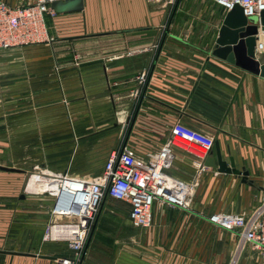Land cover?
I'll use <instances>...</instances> for the list:
<instances>
[{
	"label": "crops",
	"instance_id": "crops-1",
	"mask_svg": "<svg viewBox=\"0 0 264 264\" xmlns=\"http://www.w3.org/2000/svg\"><path fill=\"white\" fill-rule=\"evenodd\" d=\"M226 13L215 0H84L83 10L46 14L52 42L0 49V165L21 169H0V264L71 255L44 240L55 218L37 198L51 195L26 190L38 170L93 179L122 143L143 159L158 153L178 122L214 138L217 168L205 164L212 150L174 144L167 172L196 184L188 206L156 201L153 225L137 228L121 200L124 211L108 212L126 223H95L80 264H228L238 237L208 216L264 197V77L213 54ZM216 143L247 182L218 170ZM236 264L264 256L249 245Z\"/></svg>",
	"mask_w": 264,
	"mask_h": 264
},
{
	"label": "built area",
	"instance_id": "built-area-1",
	"mask_svg": "<svg viewBox=\"0 0 264 264\" xmlns=\"http://www.w3.org/2000/svg\"><path fill=\"white\" fill-rule=\"evenodd\" d=\"M53 1L34 0L29 5L11 6L0 0V49L52 42L54 38L50 35L46 14L54 11L51 7ZM157 1H163L169 7L176 2L149 0L151 3ZM215 1L226 12L235 5H240L246 16L260 15L264 11V0ZM263 50L264 42L258 41L257 56ZM146 79V72L137 77V86L131 92L133 99L140 96ZM173 133L174 139L149 159L141 158L128 145L122 143L108 158L101 175L93 179L76 178L68 173H56L37 167L40 170L33 175L32 185L39 178L42 182L46 180L48 183H56L58 187L56 191L35 189L37 194L56 197L52 209L55 219L47 226L44 240L64 242L71 253L55 257V264H80L101 203L107 195L129 203V218L137 228H149L153 225V206L156 201L179 207L188 206L190 197L195 193L196 184L184 182L167 172L173 162L171 148L174 144H179L177 141L188 143V140L204 153H209L214 148L215 141L211 136L180 122L174 125ZM29 183L26 190L32 191L34 188ZM208 220L238 237V258L249 245L264 256V197L250 211L213 212ZM238 258L233 259L234 264Z\"/></svg>",
	"mask_w": 264,
	"mask_h": 264
},
{
	"label": "water",
	"instance_id": "water-1",
	"mask_svg": "<svg viewBox=\"0 0 264 264\" xmlns=\"http://www.w3.org/2000/svg\"><path fill=\"white\" fill-rule=\"evenodd\" d=\"M51 7L56 12L80 11L84 9V0H54ZM261 35H264V11L260 15L246 16L243 8L240 5H235L224 17L213 54L264 77V52L259 56L256 54V45ZM215 151L219 171L239 173L244 182L248 181V171L237 170L232 157L229 165L228 161L223 158L218 143H216ZM205 164L217 168L214 150L206 158ZM0 169L21 171V169L3 165H0ZM40 256L50 257L47 255Z\"/></svg>",
	"mask_w": 264,
	"mask_h": 264
},
{
	"label": "rangeland",
	"instance_id": "rangeland-1",
	"mask_svg": "<svg viewBox=\"0 0 264 264\" xmlns=\"http://www.w3.org/2000/svg\"><path fill=\"white\" fill-rule=\"evenodd\" d=\"M179 144L181 145H185V146H188L186 143H183L181 141H177ZM9 150V149H7ZM200 154H202V151L200 152ZM20 166H23L25 168H27L29 166V164H24V165H20ZM40 182H42L39 178H37ZM45 182V180H43ZM56 185V183H54L51 187H54ZM39 184L38 183H35L33 185V187L35 189H38L39 188ZM57 185L54 187V188H51V190H54L56 191L57 189ZM249 189V188H247ZM254 192H257L255 189H253ZM42 198H45L43 196H41ZM106 197V196H105ZM103 199L102 203H101V206H100V209H99V212H98V215H97V218H96V221L95 223H98L100 221V223H126L124 222L125 219L123 217L118 216V215H115V214H109V209H112L113 211H119V210H123L124 207L122 206V203L121 200H117V199H114V198H105ZM46 199V200H45ZM43 202H41V200L39 198H37V202L38 204H45L47 205L48 207L53 208L54 205H55V202H56V197L55 196H48V198L46 197ZM124 211V210H123ZM95 225V224H94ZM134 226V225H133ZM94 227V226H93ZM91 234V232H90ZM90 234H89V237H90ZM89 237H88V240H89ZM88 242V241H87ZM238 243V241H237ZM86 248H87V244H86V247H85V251H84V254L86 252ZM237 249V245L235 247V249L232 251L230 257H229V260H228V264H234L233 263V259H237L238 258V255H236V250ZM83 254V256H84ZM239 259V258H238ZM82 261V260H81ZM81 263V262H80Z\"/></svg>",
	"mask_w": 264,
	"mask_h": 264
},
{
	"label": "bare ground",
	"instance_id": "bare-ground-1",
	"mask_svg": "<svg viewBox=\"0 0 264 264\" xmlns=\"http://www.w3.org/2000/svg\"><path fill=\"white\" fill-rule=\"evenodd\" d=\"M35 183H38L40 186H39V188H47L48 186H50V185H53L52 183H48L47 181H45V183H43V182H39L38 181V179H35L34 181H33V185L35 184ZM33 185H32V187H33ZM56 186V185H55ZM54 186V187H55ZM54 187H50V188H48L47 190H51V188H54ZM34 188V187H33ZM35 189V188H34ZM36 190H38V189H36ZM57 190V189H56Z\"/></svg>",
	"mask_w": 264,
	"mask_h": 264
}]
</instances>
